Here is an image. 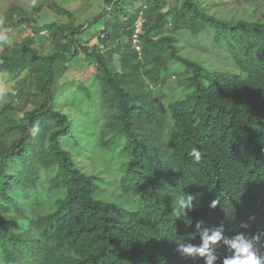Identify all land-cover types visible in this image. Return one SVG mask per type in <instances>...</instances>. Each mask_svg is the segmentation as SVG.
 <instances>
[{
	"label": "trees",
	"instance_id": "trees-1",
	"mask_svg": "<svg viewBox=\"0 0 264 264\" xmlns=\"http://www.w3.org/2000/svg\"><path fill=\"white\" fill-rule=\"evenodd\" d=\"M103 2L86 23L71 16L35 27L38 7L6 10L1 28L32 34L0 51V87L16 83L8 95L18 101L0 102V264H204L177 251L201 243L197 221L264 241V18L219 16L201 0ZM99 22L89 44L81 36ZM42 33L50 53L36 47ZM187 37L202 51L209 42L202 47L221 50L231 66L209 68L183 53ZM78 55L95 70L59 87L55 66ZM63 100L81 114L69 116ZM76 151L98 155L109 170L118 163L120 189L141 206L95 198L108 173L83 169ZM183 194L195 197L185 209L190 227L172 212ZM215 254L221 264L229 252L218 244Z\"/></svg>",
	"mask_w": 264,
	"mask_h": 264
},
{
	"label": "rangeland",
	"instance_id": "rangeland-1",
	"mask_svg": "<svg viewBox=\"0 0 264 264\" xmlns=\"http://www.w3.org/2000/svg\"><path fill=\"white\" fill-rule=\"evenodd\" d=\"M143 0H137L136 6L141 4ZM201 2L206 6L210 13H214L219 16H224L227 18H264V0H201ZM11 4H17L27 12L28 15L33 13L35 7H38L37 12L34 13V17L37 23H34L36 27L40 23L38 22H51V21H62L67 22L70 20L71 16L79 23H86L93 16L98 15L103 9V0H0V51L7 50L10 51L17 43L22 41L26 36L32 34V30L29 27H19L16 32L8 33L3 27L4 20H6L5 14L6 10ZM60 7V8H58ZM137 8V7H136ZM134 8L132 11H134ZM102 22H99L84 30L82 34L83 39H88L89 44L96 42V33L101 30ZM197 39L187 37L182 42L183 46L178 47L183 53L187 52L191 57L200 61L209 68H221L230 67L231 64L226 61V56L220 51H207L202 47L210 43H203L200 47L203 49H197L196 46ZM38 50L42 53H50L53 49L52 42L47 37L46 34L42 33L38 38L36 44ZM183 49V50H182ZM211 49V47H210ZM95 70L92 66L88 65L82 55L75 56L69 62L64 64H57L55 66V81L57 85H62V83L70 82L73 80H84L88 77L92 71ZM1 75V73H0ZM174 81V79H173ZM172 81L171 85H175ZM16 83H3L0 87V102L1 103H11L15 105L17 99L13 102L10 100L8 92L12 93ZM176 87V86H174ZM59 90V89H58ZM59 97L68 96L67 91H57ZM67 93V94H66ZM62 101V98L61 100ZM164 103L165 101H161ZM60 106V103L58 104ZM61 108L69 116L76 117L81 113H78L76 107L73 109L65 100H63ZM17 112V113H15ZM21 117L22 112L12 111L8 116ZM83 141V139H82ZM86 144L85 150L88 153L93 152L94 139L88 138L84 141ZM95 147H97L95 145ZM81 150V149H80ZM74 152L75 159L81 167L89 172L94 170H100L101 173L107 171V176L103 180L97 181V191L95 198L114 202L119 206L126 208L128 210H136L141 206V201L138 194H125L119 187V164L116 163L114 167L109 170V168L104 164L103 160H99L98 155H93L90 157L87 152ZM101 158V157H100ZM102 159V158H101ZM106 169H105V166ZM98 173V172H94ZM99 175H101L99 173ZM27 205L22 207L26 208Z\"/></svg>",
	"mask_w": 264,
	"mask_h": 264
},
{
	"label": "clouds",
	"instance_id": "clouds-1",
	"mask_svg": "<svg viewBox=\"0 0 264 264\" xmlns=\"http://www.w3.org/2000/svg\"><path fill=\"white\" fill-rule=\"evenodd\" d=\"M196 162L201 159V152L198 148L192 147L188 153ZM195 197L191 194H183L176 198L175 207L172 212L176 219L183 218L186 227L192 226V220L186 217L185 209L191 210ZM220 204L219 199L212 200L209 207L215 209ZM195 232L193 236L198 235L201 243L178 244L177 251L186 257H199L204 259V264H215L217 260L216 247L222 244L228 249L229 255H226L221 264H264V241L261 240V234L247 235L238 233L235 236L225 235L223 223L212 227H202V221L195 223ZM241 228L247 229V223H241Z\"/></svg>",
	"mask_w": 264,
	"mask_h": 264
},
{
	"label": "built area",
	"instance_id": "built-area-1",
	"mask_svg": "<svg viewBox=\"0 0 264 264\" xmlns=\"http://www.w3.org/2000/svg\"><path fill=\"white\" fill-rule=\"evenodd\" d=\"M142 19H139L136 23V29L133 35L135 48L137 51L141 50L140 44H139V33H140V25H141Z\"/></svg>",
	"mask_w": 264,
	"mask_h": 264
}]
</instances>
